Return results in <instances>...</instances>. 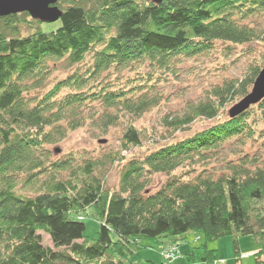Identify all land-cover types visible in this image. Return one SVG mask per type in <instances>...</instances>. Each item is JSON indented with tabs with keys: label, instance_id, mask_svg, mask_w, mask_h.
Returning a JSON list of instances; mask_svg holds the SVG:
<instances>
[{
	"label": "trees",
	"instance_id": "obj_1",
	"mask_svg": "<svg viewBox=\"0 0 264 264\" xmlns=\"http://www.w3.org/2000/svg\"><path fill=\"white\" fill-rule=\"evenodd\" d=\"M58 6L61 25L51 32L27 12L0 17V264H134L140 239L161 250L170 245H160L162 239L190 232L203 242L188 262L214 264L211 242L231 236L237 251L238 237L251 235L262 244L257 264H264V156L239 149L258 139L264 149V98L221 117L251 91L264 65L166 118L171 134L196 119L215 124L144 157L52 159L49 148L89 120L107 132L124 115L141 117L160 103L157 81L180 59L217 41L264 40L254 20L264 15V0H59ZM60 61L76 70L41 93ZM141 136L128 124L121 150L140 147ZM227 146L236 159L224 153ZM116 161L124 163L112 191L102 171ZM186 166L195 171L177 173ZM156 174L167 179L152 190ZM22 175L35 195L18 192ZM89 208L101 221L94 238L80 218ZM40 231L54 248L43 244Z\"/></svg>",
	"mask_w": 264,
	"mask_h": 264
},
{
	"label": "rangeland",
	"instance_id": "obj_2",
	"mask_svg": "<svg viewBox=\"0 0 264 264\" xmlns=\"http://www.w3.org/2000/svg\"><path fill=\"white\" fill-rule=\"evenodd\" d=\"M254 20L264 30V15L254 18ZM60 25L61 22L57 20L43 23L42 28L46 32H51L59 28ZM22 31L25 35L32 32L28 27H23ZM88 60H91L90 56L86 59V61ZM176 65L173 73L163 75L157 81V91L161 96L160 103L157 106L149 109L138 118L124 115L118 124L111 126L107 132H102L101 128L96 126L91 120L87 121L83 126L70 131L68 136L61 142L49 146L53 154L52 159L63 158L71 154L79 155L80 153H86L88 156L104 162H107L108 158L112 156H122L126 157V159L133 156L144 157L161 146L189 137L195 132L215 124L214 120L196 119L189 126L173 131V134H171L166 129L164 120L168 117L182 115L193 105L206 99L208 92L213 87L221 85L227 80L245 77L252 65H264V40L246 44L217 41L214 43L213 48L207 52L194 57L182 58ZM74 70H76V67H69L65 61L55 64L54 71L41 93L52 89L58 81L66 78ZM115 75V72H113L111 78L116 79ZM122 75L123 78L120 83L124 85L125 75ZM38 93L40 94V91ZM232 106L234 105H229L225 114L221 117H228ZM99 108L100 106H97V109ZM130 123L141 132L142 145L128 151L121 150L123 133ZM57 148L59 152L56 151ZM228 149L229 147L227 146L224 153H227L230 159H236L237 157L234 153ZM239 149L251 155L261 153L264 156V149L261 146L260 139L249 141L245 147ZM123 163L116 161L114 164H104L102 174L105 172V183L109 190L113 191L119 187ZM190 169L195 171L192 166H186L180 168L177 173H189ZM190 173L194 175L195 172ZM166 179L167 176L163 174L154 175L151 189L157 190ZM23 181L25 179L22 175L18 185V192L26 196L35 195L36 191L32 187L24 186L23 184L25 183ZM80 218L86 222L87 237L94 238L101 225V221L96 216L94 209H87L81 214ZM39 233L42 235L43 244L54 248L51 237L43 231ZM175 240L181 256L171 264H207L205 262L191 263L187 260V254L203 242L201 234L190 232L177 238L167 237L162 239L160 245L168 242L173 243ZM237 241V251L234 246V239L231 236L222 237L217 241L211 242L209 247L215 249L218 255V259L214 264H257V254L262 249V244L258 239L251 235H246L238 237ZM138 243L143 248L136 251L133 257L134 264H164L165 257L161 253L159 246L154 245L152 240L142 238Z\"/></svg>",
	"mask_w": 264,
	"mask_h": 264
},
{
	"label": "water",
	"instance_id": "obj_3",
	"mask_svg": "<svg viewBox=\"0 0 264 264\" xmlns=\"http://www.w3.org/2000/svg\"><path fill=\"white\" fill-rule=\"evenodd\" d=\"M161 3L163 0H146ZM59 0H0V17L27 12L35 19L57 21L63 13L57 5ZM264 98V68L257 76L252 90L230 109L232 117L246 111ZM59 152V149H56Z\"/></svg>",
	"mask_w": 264,
	"mask_h": 264
},
{
	"label": "built area",
	"instance_id": "obj_4",
	"mask_svg": "<svg viewBox=\"0 0 264 264\" xmlns=\"http://www.w3.org/2000/svg\"><path fill=\"white\" fill-rule=\"evenodd\" d=\"M161 253L165 257L164 264H171L173 263L177 258H179V247L177 243H171L170 245L164 247L161 249Z\"/></svg>",
	"mask_w": 264,
	"mask_h": 264
},
{
	"label": "bare ground",
	"instance_id": "obj_5",
	"mask_svg": "<svg viewBox=\"0 0 264 264\" xmlns=\"http://www.w3.org/2000/svg\"><path fill=\"white\" fill-rule=\"evenodd\" d=\"M42 21H43V20H42ZM43 22L46 23V22H48V21H43ZM263 68H264V66H263ZM263 68H262V69H263ZM253 85H254V84H253ZM252 88H253V87H252ZM251 90H252V89H251ZM232 107H233V106H232ZM232 107H231V108H232ZM229 114H230V113H229ZM230 116H231V115H230ZM100 142H103V141H100ZM83 218H84V217H83ZM83 220H84V219H83ZM170 244H171V243H170ZM178 256L180 257V256H181V253H180ZM219 262H220V261H219ZM220 263H221V262H220Z\"/></svg>",
	"mask_w": 264,
	"mask_h": 264
}]
</instances>
